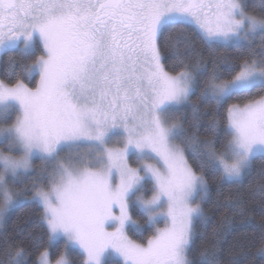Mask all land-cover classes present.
Returning <instances> with one entry per match:
<instances>
[{"label": "snow or ice", "instance_id": "obj_1", "mask_svg": "<svg viewBox=\"0 0 264 264\" xmlns=\"http://www.w3.org/2000/svg\"><path fill=\"white\" fill-rule=\"evenodd\" d=\"M256 8L264 0L252 10L245 0H0V221L25 202L43 208L47 246L32 264H73L77 251L81 264H196V225L209 220L204 172L240 184L264 158V14ZM229 47L238 59L216 55ZM10 51L19 55L5 60ZM165 59L180 70L167 71ZM34 158L48 186L34 180L26 199L29 189L16 185L38 171ZM257 191L264 198V183ZM134 211L165 227L145 243L129 239L127 230L141 227ZM256 252L264 256V240ZM3 254L0 264H29L22 244ZM198 259L219 264V252L202 247Z\"/></svg>", "mask_w": 264, "mask_h": 264}, {"label": "trees", "instance_id": "obj_2", "mask_svg": "<svg viewBox=\"0 0 264 264\" xmlns=\"http://www.w3.org/2000/svg\"><path fill=\"white\" fill-rule=\"evenodd\" d=\"M249 10H252L258 4V0H245ZM258 13L264 14V9L256 8ZM261 40L257 36L253 42L252 47L259 52ZM198 47L200 45L198 44ZM40 53L37 52L36 55ZM18 51H10L4 56L7 60L8 56H18ZM217 56H223L229 60L238 59V52L236 49L220 48L216 51ZM203 56L208 59V51L204 50ZM34 58V57H33ZM165 69L171 73L180 70L179 67H172L171 61L164 60ZM211 69V64H209ZM3 77V65H0V79ZM38 80V77L36 78ZM27 83V81H26ZM203 86V80L201 81ZM29 87H35V81L29 83ZM255 96V93H253ZM249 97L243 96L240 98H233L229 103H245ZM193 102L198 100V91L196 95L191 97ZM226 107V106H225ZM201 111L208 109L209 105L200 102ZM185 115L190 120L191 110L185 109ZM218 118L223 125L226 123L224 120V110L221 109ZM209 117H204V122ZM187 127V123L185 125ZM193 131V129H189ZM197 134L203 139L210 136V133L205 132L203 122L202 126L195 129ZM179 143V141H177ZM219 147V144H217ZM0 150L7 152L5 145L0 144ZM17 154V153H16ZM65 153H61L63 157ZM189 164L196 168L195 161L190 153H186ZM132 165H136L133 163ZM44 167L40 159L34 161V169ZM199 172L200 169L196 168ZM51 172V169H48ZM205 177L210 184L209 198L202 202V208L209 217L206 225H196L198 233L195 248L190 256V259L199 264L198 253L202 247L212 248L213 245L219 252V264H264V256L258 255L256 249L260 246L261 241L264 240V213L261 212V207L264 205V198L261 197L257 191V186L264 183V158L258 157L253 161L250 173L243 179L240 184L224 183L220 180L219 176H213L208 171L204 172ZM43 185L45 189L48 186V180L42 178L38 172L23 180V183L16 185L18 188H28L29 191L25 193L27 198L32 195L31 185L33 181ZM150 188L151 186H146ZM151 195V192L148 193ZM229 201L234 202L235 206H230ZM240 209H244L241 214ZM43 212V208L35 203L25 202L13 208L0 226V260H7L3 254V250L8 245L22 244L28 250L30 256L28 257L29 264L35 260L36 253L46 247L47 237L44 235L45 229L39 224V218ZM133 219L140 224V230L129 229L128 235L133 241L138 243H145L147 238L150 237L155 228L162 226L158 223L155 226L145 224V218L137 212H132ZM251 218V223L249 219ZM43 237V240H41ZM34 243L36 247H34ZM63 242L55 249H51L53 258L62 249ZM69 258L73 264H81L83 257L77 252L70 253ZM117 259H108V264H114Z\"/></svg>", "mask_w": 264, "mask_h": 264}, {"label": "rangeland", "instance_id": "obj_3", "mask_svg": "<svg viewBox=\"0 0 264 264\" xmlns=\"http://www.w3.org/2000/svg\"><path fill=\"white\" fill-rule=\"evenodd\" d=\"M12 154H13V155H18V153H17V154H16V153H12ZM36 159H39V158H34V159L32 160V167H33V168H34V161H35ZM132 166L135 167L136 165H132ZM42 168H43V167H42ZM42 168H40V169H42ZM40 169H38V171H37L39 174H40V172H39ZM40 176H41V175H40ZM42 178H43V177H41V179H42ZM25 197H26V196H25ZM26 199H27V197H26ZM11 210H12V209H11ZM11 210H10V211H11ZM10 211H9V212H10ZM116 214H117V215L119 214L118 211H117ZM7 215H8V214H7ZM5 218H6V217H5ZM5 218H4V219H5ZM4 219H3L2 221H0V226L3 224ZM158 223H162V226H158V225H157ZM158 223L156 224V225H157V228H163V227H165V223H164L163 221H160V222H158ZM109 230L111 231L112 229H109ZM127 236L129 237V239H131L130 236L128 235V230H127ZM131 240H132V239H131ZM135 242H136V241H135ZM137 243H138V242H137ZM108 259H119V258H118V257H110V258H108Z\"/></svg>", "mask_w": 264, "mask_h": 264}]
</instances>
